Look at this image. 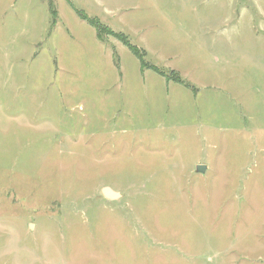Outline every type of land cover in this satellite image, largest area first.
I'll list each match as a JSON object with an SVG mask.
<instances>
[{
	"label": "rangeland",
	"instance_id": "rangeland-1",
	"mask_svg": "<svg viewBox=\"0 0 264 264\" xmlns=\"http://www.w3.org/2000/svg\"><path fill=\"white\" fill-rule=\"evenodd\" d=\"M0 264H264V0H0Z\"/></svg>",
	"mask_w": 264,
	"mask_h": 264
},
{
	"label": "trees",
	"instance_id": "trees-1",
	"mask_svg": "<svg viewBox=\"0 0 264 264\" xmlns=\"http://www.w3.org/2000/svg\"><path fill=\"white\" fill-rule=\"evenodd\" d=\"M70 6H71V4H70ZM75 13L81 21H84L85 23L87 22L92 27L95 28L96 36L99 38V36H98L100 33L99 23H97V21L94 19L88 18L82 12H80L78 10H75ZM108 33L111 34L113 37L118 38L123 43V45L128 49V51L133 53V55L138 59L141 68L153 70L154 72L159 74L161 77L165 78L167 81H172L178 85L181 84L185 88L190 89V91L193 90V88H191L192 86L189 85L188 83H186L185 81H183L180 77H178V75L175 72L171 71L169 75H166V74H163L162 72L158 71L155 67H153V66L151 67L150 65H146V62L144 60L146 52L141 51L140 49H138L133 44L131 45L130 42L128 41L127 37H124L122 34H118V33L117 34H114L112 32H108Z\"/></svg>",
	"mask_w": 264,
	"mask_h": 264
},
{
	"label": "water",
	"instance_id": "water-1",
	"mask_svg": "<svg viewBox=\"0 0 264 264\" xmlns=\"http://www.w3.org/2000/svg\"><path fill=\"white\" fill-rule=\"evenodd\" d=\"M204 170H205V166H203V165H197L195 168V172L202 173V174L204 173ZM102 195L105 198L111 199V200H114V199H117L120 197L119 193L114 192L109 187L102 189Z\"/></svg>",
	"mask_w": 264,
	"mask_h": 264
}]
</instances>
